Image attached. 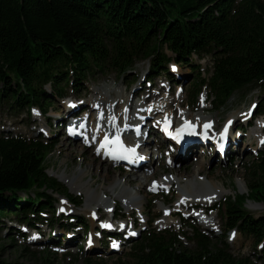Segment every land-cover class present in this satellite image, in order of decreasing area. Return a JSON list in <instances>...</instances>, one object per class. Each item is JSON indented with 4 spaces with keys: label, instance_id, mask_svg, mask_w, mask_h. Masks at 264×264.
Instances as JSON below:
<instances>
[{
    "label": "trees",
    "instance_id": "trees-1",
    "mask_svg": "<svg viewBox=\"0 0 264 264\" xmlns=\"http://www.w3.org/2000/svg\"><path fill=\"white\" fill-rule=\"evenodd\" d=\"M195 56L210 58L205 75L191 64ZM142 60L150 74H167L171 60L190 63L191 98L205 87L216 108L258 87L264 115V0H0V100L14 112L31 106L47 112L51 97L69 85L77 90L100 72L126 75ZM54 144L0 136V232L11 215L28 222L30 214L40 219L37 213L53 208L45 191L61 193V185L46 175L44 161ZM246 171L247 194L228 197L220 213L226 230L264 242V213L254 216L242 206L247 199L264 203V148ZM190 238L194 245L186 248L175 232L150 230L131 248L134 263L118 262L257 264L212 242L199 226L192 225ZM32 254L31 264H53L50 253ZM0 264L28 263L9 261L0 248Z\"/></svg>",
    "mask_w": 264,
    "mask_h": 264
},
{
    "label": "rangeland",
    "instance_id": "rangeland-1",
    "mask_svg": "<svg viewBox=\"0 0 264 264\" xmlns=\"http://www.w3.org/2000/svg\"><path fill=\"white\" fill-rule=\"evenodd\" d=\"M166 52L171 56L169 51ZM189 64L180 65L178 73L179 76H181L179 79L174 80L175 82H179L181 84L178 86H173L172 84L167 86L164 80V74H158L154 76L151 81L148 80L149 82L146 78L143 80L142 77L144 76V73L147 72V68H149L147 61L137 62L133 70L129 74L125 75L126 77L124 75H120L117 73V71H107L105 73L100 72L89 79L88 83L85 84V89L78 92L70 91L64 98L54 99L52 101L53 109L61 110L64 102L69 99L79 102L80 105L92 102L93 105L97 107L99 106V101L108 103L109 101L116 99V97H128L130 95L129 89L135 87L134 90L138 91L137 86H140V82L142 83L143 91H141L139 95L134 98V102L139 103L142 101V98L148 95L147 90L154 92V99L158 97V95L156 96L158 93L161 98H159V101L155 103L157 106H161L160 110L162 113L169 114L172 119L177 118L176 116L183 112L184 114H188L191 118H196L198 120L209 119L211 123L212 121L218 122V125L220 126V121H223L225 118L233 115H235V117L244 116L247 109L251 107L255 101L260 103L262 102L260 96L261 91L258 87L250 88L243 94L236 93L230 99L228 104L220 109L213 108L209 101H207L205 94L206 91H202L200 94L201 96L199 95L197 100L191 101L189 96L191 91L190 85L193 83L194 79L192 77L193 69L189 66ZM192 64H200L201 69L206 71V68H209L210 65V58L204 57L202 59H198L194 57ZM205 71H202L203 75H205ZM44 90L45 92L50 93L49 86H45ZM101 95H103V97ZM204 98L205 100L202 101ZM169 100H171L172 104L170 103L169 107L166 108L165 105L169 102ZM191 102H195V105H193L192 109L190 108ZM125 105L127 106V104L122 103V106ZM202 105H204V107L207 109H202ZM51 110H49L47 115L52 116L50 124L53 127L55 124L54 119L56 120L59 116H57L56 111L53 112ZM87 110L83 112V114L88 112ZM92 114H95V112L93 111ZM87 116L89 115H85L84 120L88 123V126H91L90 121H92V118ZM254 118L255 119H252L251 122H260L258 131L260 136L263 137L264 133L260 132V130L261 128H264V115H258V117ZM104 119H106V117H104ZM2 123H6L9 131L13 132L14 134H21L27 137L34 138L35 135L39 134L37 132H40V129V133H43L45 136H50L52 134L51 132L47 133V128L44 127L45 119L36 109H32L30 115H27L26 112L23 111L22 113L18 114V116H15V112L13 113V111L8 108V105L3 99L0 100V127ZM68 128L69 124L68 126H62V128L59 127L58 130L52 129L56 131L58 135L55 137L56 143L53 147V150L45 157L44 165L47 168L46 175L49 178H54L60 183L61 193L64 196H71L79 204L72 205L66 203L65 205H68L69 208L66 207V210L63 213L62 207L64 206L63 200L65 198L60 195L61 193L58 194L51 190L45 191V194L50 195V198H56V202L53 203V210L56 212L55 216L52 217L51 209H48L47 213L44 214V216L47 217L44 220L45 222L48 220V218L51 219L49 222L54 225L52 228L53 230H50L43 225L39 226L44 230V236L46 238H43V240H47V244H49L50 240L57 241V239L60 237L59 235H61V230L57 229V227L61 225H59L57 222L62 221L59 219H54L56 216L60 215L61 217L59 218L65 220V222H71L69 217L77 214L78 216L84 218L90 228L99 230L100 222L107 221L109 219V211L106 213L105 209V206L108 204L109 208H112V206L115 207L116 212L122 213L124 216H126V218L135 219L138 227L142 230L140 234L141 236L152 229H155L156 231L168 229L177 233L183 231L185 233V237L183 235L179 236L181 245L183 247L190 248L194 245V242L190 238V226L187 222H183V220L179 218H184L183 214L179 213L177 216H169L164 213L165 209L170 210L175 208L174 203L178 202L179 194L183 195L182 193L186 191V193H191L194 198L196 197L199 199L202 194L207 195V193L213 192L208 195L213 196L212 198H215L217 203H221L222 207L223 203H227L228 197H230L232 200H236L239 195L247 194L246 168L248 163L250 164V162L255 157L253 154L255 152L252 153V145H246L245 140H242L239 133H237V135L239 134L238 136L240 137L241 145L239 148L233 151V153L230 155L231 157L225 161H216L214 155H212V160L206 165H204L203 161H208L209 155L205 156V159H203L201 154L207 153L199 149L198 153L189 159V162L188 160L177 156L174 166H168L165 164L167 156L165 155L164 151L166 149L163 150V152L161 149L162 154L160 157L155 156L152 164L154 165L155 162V167L159 166V170L157 174H155V177H158L157 180L159 178H170L173 180L174 202L169 208H167V206H162V200L166 202V200L169 199L161 196L162 193L165 194V190H161V193L157 192L156 194L158 195L151 192L150 195H146L144 193H139L138 195L136 186L142 182L141 177H136L137 181L135 182V185L124 184L123 178L127 175V173L120 170L119 166L116 164L102 162L98 158L94 157L92 145L83 149L81 146H79V141H75V143L74 141L70 140L67 136ZM253 129L256 131V128L252 126L251 130ZM256 140L257 138L255 141ZM159 148L161 147L159 146ZM78 151H80V153ZM207 152H209V150H207ZM83 160L91 163L94 168L98 165V168H100L101 171L108 169L111 174V180L101 178L97 169L94 172L93 177L90 174L85 173L86 175L84 174L81 179H78V177L75 176L78 171L85 170L86 168V171L88 170V167L81 164ZM199 163H202L200 167L198 166ZM64 176L67 181H63ZM60 177H62V179ZM153 177H150L147 182ZM121 178L122 182L119 183L118 181H121ZM87 182H91V188H86L85 191L83 189L77 191L78 184L85 185ZM114 182L119 183L117 186H115V188L112 187ZM101 184H103L107 189L112 188V193L117 194L115 200L108 199L106 194L96 190V187L100 186ZM131 193H134V195L132 196ZM89 197L100 200L104 205L98 209L97 213H93L95 216L100 215L98 221L91 222L89 219V214L86 213L89 209H96L95 204L91 201H88V199H90ZM103 198H106L105 200L108 201H104ZM141 199L143 201V205L139 203ZM194 200L197 202L196 199ZM183 203L188 205L191 204L192 201H184ZM200 204L201 203H199L198 206H200ZM60 205L63 206L60 207ZM87 205H89V207H87V210H85ZM140 206L143 208V212L145 213L144 215L138 210ZM242 206L249 212L253 213L254 216L261 215L264 212V203L260 201L247 199L243 202ZM128 207L131 208L129 211L131 213L127 211ZM192 209L193 207H191L188 212L182 211V213L186 215ZM218 211L215 215L217 231L214 232L213 236H210L212 242L223 241L228 245V250L234 255L252 257L257 262V264H264V252L262 249V246L264 245H261L260 243V245L257 243L254 244L251 237L240 234L238 230L234 233L233 239H230V233L225 235L224 238L217 237V235H219L217 234L219 232L218 229H222L223 226V220L220 215V211ZM150 216L156 217L155 220L152 221V217L150 220H148ZM163 218H165V222L168 221V224L165 225V223L163 224L161 222L160 219ZM184 219L187 221L186 218ZM142 220H145V222H142ZM5 223V229H3L0 234V248L3 257L9 261L19 260L24 263L31 264L34 263V255L32 253H36L37 256H40L41 253L47 252L51 254L50 259L53 261V264H85L87 261H89L91 264H120V262H118L120 258L125 260L127 263H134L133 260L130 259L131 257L128 256L133 241L126 243L120 253H108V247L111 245V242H106L104 245L106 250L103 248L101 251L100 249L99 251L88 250L85 240L82 242V247L79 248V244L81 243L80 238L83 233V231L80 230L75 233V241H77L73 243L72 247L65 248L64 242H62L63 246L61 248H56L52 245H49L47 248H43L42 245L32 246L28 243L30 235L33 234L32 230L25 228V231L27 232L25 240L21 235L17 234V227L26 226L23 224V222H20L16 216L5 220ZM74 228L75 226L73 225L67 226V229L70 230V233ZM78 228L80 229L81 226ZM12 235L13 239H11Z\"/></svg>",
    "mask_w": 264,
    "mask_h": 264
},
{
    "label": "bare ground",
    "instance_id": "bare-ground-1",
    "mask_svg": "<svg viewBox=\"0 0 264 264\" xmlns=\"http://www.w3.org/2000/svg\"><path fill=\"white\" fill-rule=\"evenodd\" d=\"M151 74H153V73H151ZM150 74V76L149 77H152V75ZM179 74V73H178ZM147 74H144V77L146 76ZM154 75V74H153ZM155 76V75H154ZM181 76V75H180ZM126 77V76H125ZM176 78H178V77H176ZM179 79V78H178ZM140 87H142V83L140 82ZM81 89H85V85H82L81 86ZM136 94H138L137 93V91H135L134 89H130V97H127V96H123V97H116V99H113V100H115V101H113V100H111V101H109L108 103H105V102H102V101H99V104H101L100 105V109H101V111L103 112V113H105V114H107V116H109L108 117V119H107V121L106 122H104V120L102 119L103 117L101 116L100 117V119H98L97 120V118H96V121L94 122V123H96V122H98L99 120H101L102 122H104V124L103 125H106V124H109L110 126H111V128H113V129H124V128H126L128 125H129V121L130 120H132V116L133 115H131L128 111H130L131 109H132V107H133V105H134V102H133V98H134V96L136 95ZM153 94L154 93H152V92H149L148 93V95L146 96V98L143 100V102H146V101H156L158 98H159V96L160 95H158V94H156V96L158 95V97L157 98H153ZM104 95H106V94H104ZM102 97H103V95H101ZM201 96V95H200ZM101 97V98H102ZM204 97V96H203ZM101 100V99H100ZM202 101H204V99L202 100ZM143 102H141V105L142 104H144ZM122 103H126L127 105H128V108H126V106L124 107V106H121L122 105ZM67 105H69V103L68 102H65L64 103V105H63V107H61L62 108V111H63V114H62V117H61V122L62 123H65V122H67V119L68 118H66V115L65 114H70V116H72L73 118H76V117H79V114H81L83 111V109H86L87 108V106H89V104H87V105H80L79 107H76V104L75 105H72V106H70V107H67ZM150 105H152V104H149V105H147V106H145L146 108H145V110H147V107H149ZM170 105V102H168V104H167V106H169ZM201 105V104H200ZM90 106H91V104H90ZM57 108V107H56ZM202 109H204V107H202ZM95 109H93V105H92V107L90 108V110H87L88 111V114L87 115H89L90 117H92V112L94 111ZM144 109H142L139 113H143V114H146L147 112L145 111ZM58 111H60V110H58ZM95 112V111H94ZM78 115V116H77ZM160 117L161 118H164V117H166L165 119H167V120H169L170 122H171V119L169 118V114H166V113H163V116L162 115H160ZM115 118H117V120H115ZM137 118V117H136ZM184 118H186V119H190L191 117L189 116V115H183V114H178L177 115V120H175V122H180V121H182ZM149 119V118H148ZM195 119V121H197L198 119H196V118H194ZM92 123H93V119H92V121H91ZM139 122H142V119L141 118H137V120L135 121V123H134V127H135V125H137ZM93 123V125H91V131H93L94 130V124ZM210 124V126L213 128V126L211 125L212 123H211V121L209 120V119H207V120H198V124L201 126V124ZM172 124H173V121H172ZM237 123H235V124H233L234 126L236 125ZM260 123H258V125H259ZM77 126H79L80 127V129L81 130H84V131H88V126L86 125V123L85 122H81V123H79V125H77V123H74L73 124V126L72 127H75V128H78ZM147 128L146 129H148V130H154V126H151V127H148V126H146ZM210 127V128H211ZM256 131H255V129H253V130H250V133H251V137L253 138V137H256L257 136V134L255 133ZM53 134L54 133H52L51 134V136H53ZM56 135H58V133H56ZM239 135V134H238ZM237 134H233V133H231V131H230V133H229V138H230V140H229V143H228V145H227V147L229 146V153L227 154V155H231L232 153H233V151L234 150H236L237 148H239V146L241 145V142H240V137L238 136ZM72 138V141H74L75 140V137L74 136H72L71 137ZM242 138V137H241ZM252 138H251V140L250 141H252ZM242 140H243V138H242ZM200 146V145H199ZM83 149H85L86 147L85 146H81ZM189 148H190V150H185L184 151V153H183V155L187 158L190 154H193L194 153V155H196L197 153H198V151H197V149H194L193 148V146H189ZM202 149H204L205 147L203 146V147H201ZM234 148V149H233ZM71 149V148H70ZM255 149V147L253 148V150ZM79 153H80V151H78ZM139 154V153H138ZM156 154H158L157 156H159L160 155V152L158 151ZM182 155V156H183ZM213 155H214V157H215V159L216 158H218L219 156H220V154L217 152V151H214L213 152ZM94 156V155H93ZM72 157V156H71ZM94 157H96V156H94ZM144 157H146V155H145V153H144ZM184 157V158H185ZM97 158V157H96ZM98 158H99V160H101V161H106V163H108V161H107V159L106 158H102V157H100V155L98 154ZM103 159V160H102ZM188 160V162H189V159H187ZM82 165H85L86 167H88V170L86 171V169L85 170H80V171H78V173H76L75 174V176L76 177H78V179H81L82 177H83V175L85 174V173H88V174H90L92 177H93V175H94V172L96 171V169L98 170V174H99V176L101 177V178H103V179H109V180H111V174H110V172L108 171V169H104V171H101L100 170V168H98L99 166L97 165V166H95V168L93 167V165H91V163H88V162H86L85 160H83V162L81 163ZM202 163H199L198 164V166L200 167V165H201ZM121 170V169H120ZM157 170H159V167H155L154 165H151L150 163L147 165V164H145L143 167H141V168H139V169H135V168H130V171L127 173V175L123 178V183L124 184H126V185H135V182L137 181L136 179V177H141L142 178V182L141 183H139L137 186H136V191H137V194L139 195V193H144V194H148V192H150V191H152V189H153V187L150 185V183L151 182H153V181H156L157 182V187L156 188H159V186L160 185H167V188H169V187H171L172 185H173V181H172V179H170V178H168V179H160V180H155V179H152V180H149L148 182H147V180L150 178V177H153V176H155V174H157ZM147 172H150L151 174L150 175H148V173ZM199 174V173H198ZM86 175V174H85ZM138 175V176H137ZM61 179H62V177H60ZM67 181L66 179H65V176L63 177V181ZM119 183L120 182H122V178H121V181H118ZM119 183H117V182H114L113 183V185H112V187L113 188H115V186H117ZM94 185V184H93ZM92 187V185H91V182H87V183H85V185H81V184H78V186H77V191H80L81 189H83L84 191H85V189L87 188V189H89V188H91ZM135 187V186H134ZM96 190H98V191H100V192H103V194H106L108 197V199H112V200H115V197L117 196V194H115V193H112V188L111 189H107L103 184H101L100 186H97L96 187ZM131 192V191H130ZM211 193H213V192H211ZM210 192L209 193H207V195H203L202 194V196L201 197H199V199H197L196 197L194 198L193 197V195L191 194V193H187V194H183V195H180V198H182V201H187V202H189V201H195L194 199H196V201L197 202H199V201H204V202H214V201H216V199L215 198H212L213 196H211V195H208V194H211ZM79 194V193H78ZM130 194V193H129ZM136 194V195H137ZM131 195L133 196L134 195V193L132 194L131 193ZM214 197H216V196H214ZM90 198V197H89ZM104 199V201H108V200H105L106 198H103ZM88 201H91V202H93L94 204H95V208L96 209H89L86 213H88L89 214V219H90V221L91 222H94V221H98L99 220V217L96 215H91V213L92 212H96V211H98V209H100L101 207H103L104 205L102 204V202L100 201V200H97V199H93V198H90V199H88ZM141 205H143V201H142V199L140 200V202H139ZM125 204V203H124ZM181 205H182V203H181ZM61 206H63V205H60V207ZM59 207V208H60ZM87 207H89V205H87L86 206V209L85 210H87ZM66 207L65 206H63L62 207V212L64 213L65 212V209ZM68 208V207H67ZM141 208V207H140ZM139 208V210H141ZM105 209L106 210H108L109 209V205L107 204L106 206H105ZM130 207H128V209H127V211L129 212L130 211ZM54 211V214H56V212H55V210H53ZM129 213H131V212H129ZM169 214H171V211L169 212ZM39 215V214H38ZM58 216H60V215H58ZM57 216V217H58ZM74 216L75 215H72V216H70L69 217V220H71V221H75V219H74ZM39 217H42V216H39ZM161 222L164 224L165 223V221L164 220H161ZM101 223L102 224H108V222L107 221H105V222H103V221H101ZM40 225H43V226H45L46 228H48V229H50V230H53L52 228H53V224H51V223H47V222H44V221H37V223H36V229H39L38 231H40V233H42V236L44 235V230L43 229H41L39 226ZM100 228V227H99ZM105 228H110V227H105ZM57 229H60L61 230V235H59L60 237L57 239V240H59V239H62L61 240V243L62 242H64V245H66V247H71L72 245H73V242H75V233H77L78 231H75V230H71V233H70V230L69 229H67V228H63V227H57ZM69 230V231H68ZM77 230H80L79 228L77 229ZM63 231H64V233H63ZM66 231V232H65ZM91 233H93V238H92V241L93 242H91L90 244H88V246L90 247V246H92V250L93 251H96V250H101L102 248L104 249V250H106L103 246H102V244H101V242L99 241V240H97V236H99V235H103L105 232H106V230L104 229V228H100L99 230H95L94 228H91V231H90ZM114 232V234H110V235H119L118 233H116L115 231H113ZM123 234L125 233V232H122ZM125 236V235H124ZM122 238H123V236H122ZM37 241H41V242H45L43 239H37V238H35L34 240H33V243H35V242H37ZM52 244V243H55V244H57L56 243V241H53V240H50V242H49V244ZM262 247H264V246H262ZM108 251H111V250H108Z\"/></svg>",
    "mask_w": 264,
    "mask_h": 264
},
{
    "label": "snow or ice",
    "instance_id": "snow-or-ice-1",
    "mask_svg": "<svg viewBox=\"0 0 264 264\" xmlns=\"http://www.w3.org/2000/svg\"><path fill=\"white\" fill-rule=\"evenodd\" d=\"M174 67H175V66H174ZM253 107H255V105H254ZM102 115H103V114L101 113V116H102ZM186 123H187V122H186ZM229 123H231V121H229ZM209 126H210V125L207 124V123L204 125L205 129H207ZM69 130H70V131H74V128H73V127H70ZM226 132H227V128H225L224 132L221 133V136H224V135L226 134ZM262 143H264V141H262ZM112 144L117 145L120 151H123V152H129V153H133V152H134V149H131V148H125L124 145L122 144V142L119 140V137H117L116 140H114V141H110L109 138L106 136V137L104 138V144H102V147H104L105 145H109V146H110V145H112ZM103 226H105V227H110L111 225H110V224H105V225H103ZM31 238H32V239H35V238H37V236H33V237H31ZM117 246H118V245L113 244V247H117Z\"/></svg>",
    "mask_w": 264,
    "mask_h": 264
}]
</instances>
